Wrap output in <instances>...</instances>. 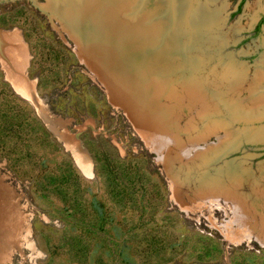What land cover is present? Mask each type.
<instances>
[{
  "label": "rangeland",
  "instance_id": "374dc122",
  "mask_svg": "<svg viewBox=\"0 0 264 264\" xmlns=\"http://www.w3.org/2000/svg\"><path fill=\"white\" fill-rule=\"evenodd\" d=\"M86 1L0 0V28L29 46L27 78L68 122L54 136L0 63V264H264V0L239 13L243 0H110L121 25L152 31L142 65L130 34ZM1 36L11 70L17 50ZM121 41L144 68L174 64L164 146L144 101L111 94L121 69L103 49Z\"/></svg>",
  "mask_w": 264,
  "mask_h": 264
},
{
  "label": "bare ground",
  "instance_id": "6f19581e",
  "mask_svg": "<svg viewBox=\"0 0 264 264\" xmlns=\"http://www.w3.org/2000/svg\"><path fill=\"white\" fill-rule=\"evenodd\" d=\"M113 2H115L114 0H112ZM62 2V1H61ZM111 2L110 0H87L86 1V5L85 8H93V7H105V14L107 15L108 18H110L113 22H115V24L117 23L118 26H120L121 30L125 33H127L128 35L130 34L131 36V41L130 43L134 42L135 43V48L137 45L138 48V52L141 55V65L144 64L145 62L148 61L147 55L149 54L148 51H146V47L150 46V37L152 31H149L148 34L142 31L141 29H129L127 26H123L118 22V9L117 6L115 8V3ZM112 3V5H111ZM114 4V5H113ZM201 4V3H200ZM184 5V3L182 4ZM181 5V6H182ZM194 4H192L193 6ZM204 5L206 6L205 2ZM208 5V4H207ZM186 6V5H185ZM203 6V5H202ZM194 7V6H193ZM190 8V7H189ZM83 9V8H82ZM180 10V8H178ZM177 9V10H178ZM185 9H187L185 7ZM202 9V8H201ZM182 10V9H181ZM193 10V9H192ZM191 10V11H192ZM183 11V10H182ZM186 11V10H185ZM184 11V12H185ZM206 11V10H205ZM189 13V12H188ZM188 15V14H187ZM190 15V14H189ZM196 15V14H195ZM204 15V14H203ZM184 16V15H183ZM197 16V15H196ZM80 17V16H79ZM106 17V16H105ZM181 17V16H179ZM189 17V16H188ZM201 17V16H200ZM184 18V17H183ZM181 18V19H183ZM199 18V17H198ZM128 19V18H127ZM185 20V19H184ZM199 20V19H198ZM182 21V20H181ZM191 21V20H190ZM197 21V20H196ZM183 22V21H182ZM202 22V20H201ZM79 23V22H78ZM95 23H99V25H97L100 28L99 32L105 31L104 30V26L103 24H106L105 21H99L96 20ZM200 24V22H199ZM198 24V25H199ZM102 25V26H101ZM89 26V25H88ZM103 29V30H102ZM135 30L137 32H139V36L135 37L133 35L132 37V33L135 32ZM95 31V30H93ZM151 32V33H150ZM97 34V32H95ZM109 36L113 37L114 39H118L116 36H114L112 31H108ZM85 34V33H84ZM105 34V33H104ZM134 34V33H133ZM107 35V34H106ZM129 36V37H130ZM110 37V38H111ZM151 38H153V36H151ZM121 39V38H120ZM8 40V38H7ZM80 41V40H79ZM125 41V40H124ZM129 41V40H127ZM115 42V41H114ZM100 43V42H99ZM108 43V41H107ZM113 42H109L108 44L112 45ZM131 43V45H132ZM131 45L129 44H124L122 41L118 42L117 45H115V47L117 48H113L110 49L111 51H108L109 48L107 49H103V52L107 55V56H111L110 61H112L113 63H115L120 69L121 71H119V69L115 68L112 72V76H114L113 78H111V83L109 84V88L112 89L111 94L113 92V94H115L116 96L114 97V99L116 97L120 98V102L118 103H122L124 104L123 101L125 102H133V101H144L145 104H147V106L150 109V113L148 114L147 118L145 119L146 124L151 125L154 130L156 129L154 136L152 137L153 143L155 142H160L161 145L164 146L165 142H166V137H168V133L163 129V126L165 124L168 123L166 117L169 114L168 113V107H165L164 105V96H165V89L168 86V82L169 79L168 76V66L170 67V65H174L171 61H163L164 58H155V60L150 59V63H146V68H144V66H140V64L138 63V60L135 56V54L130 50ZM13 46V45H12ZM102 46H104L102 44ZM114 46V43H113ZM101 48V47H100ZM175 47L170 45L169 49H174ZM164 51V49H162ZM102 51V50H101ZM126 51H130V54ZM162 51V52H163ZM174 51V50H173ZM173 51H170V53H172ZM136 52V51H135ZM167 52V51H166ZM104 54V55H105ZM167 54H169L167 52ZM7 56V55H6ZM139 64V65H138ZM152 64V65H151ZM177 64V63H176ZM136 65H138L139 67H136ZM156 68L153 69L152 68ZM110 68V67H109ZM113 69V68H112ZM111 69V70H112ZM129 69L131 71H129ZM111 70L109 69V74L111 72ZM108 71V70H107ZM105 70H104V74H105ZM124 73V74H122ZM105 76V77H109ZM131 76L138 84L135 85L134 82H130L128 78H126L128 75ZM21 75V74H20ZM107 75V73L105 74ZM125 75V76H124ZM127 75V76H126ZM110 78V77H109ZM108 79V78H107ZM106 80V78H105ZM125 80V82H124ZM132 80V79H131ZM19 83V84H17ZM16 85L19 88V90H21L23 93H27L28 92V96L31 97V94L29 93V90L31 89V87L29 86V88L27 87L28 85L22 86V84L20 82H17ZM142 85V86H141ZM153 87V88H152ZM153 92L154 95H150V92ZM27 95H25L27 97ZM170 95V94H169ZM113 97V96H112ZM117 102V100H115ZM114 101V102H115ZM119 101V99H118ZM125 103V104H127ZM128 103V104H129ZM127 104V105H128ZM132 104V103H131ZM126 105V106H127ZM130 106V105H129ZM128 107V106H127ZM129 109V108H128ZM132 109V108H131ZM138 109V108H137ZM172 109V108H171ZM130 111V110H129ZM130 112H133L130 111ZM136 114V110L134 111ZM133 112V113H134ZM135 114V115H136ZM141 114V113H140ZM136 117V116H135ZM143 117V116H142ZM144 118V117H143ZM136 120V119H135ZM141 122V121H140ZM174 124V123H173ZM167 126V125H166ZM165 126V127H166ZM144 127V126H143ZM168 127V126H167ZM159 133V136H156V134ZM166 136V137H165ZM167 139V141H169ZM150 140V139H149ZM216 185V184H215ZM240 212H242L241 207H240ZM238 216H236V222H239V220L241 221V226H244V224L246 223L243 219H241V214H237ZM243 215V214H242ZM241 216V217H240ZM250 224V222H249ZM264 224V223H263ZM251 228V227H250ZM249 235V234H248ZM230 236V235H229ZM259 240L264 242L263 238L258 237Z\"/></svg>",
  "mask_w": 264,
  "mask_h": 264
},
{
  "label": "crops",
  "instance_id": "0c3cea01",
  "mask_svg": "<svg viewBox=\"0 0 264 264\" xmlns=\"http://www.w3.org/2000/svg\"><path fill=\"white\" fill-rule=\"evenodd\" d=\"M0 30L7 32L8 34H11V37H9V36H4V37L1 36V37L3 39V42L7 45V47L8 46L11 47L13 45L12 47L14 48V46H15V48L17 50L16 51V57L14 58V65L10 68L11 70L8 69L9 66H7V69H5L3 62L0 60V63L2 65V70H3L4 75H5L4 77H6L5 80L11 84L13 90L15 91V93L19 97H21L23 100L29 102L33 106V108L36 111V114L43 121L45 126L51 131V133H53L54 136L59 138L55 133L56 130L54 129V127L51 126V124L54 123L56 128L59 127L58 128L59 131L63 132V129L61 128V125L59 123H63L64 126L66 127L68 122L63 120V119L58 118L57 116H55L51 113L49 108L39 98L37 91H36V87L34 85V82L27 78L26 74H27V70L29 67L28 57L30 54L28 44L26 43L24 37L21 35V32L19 31V29L6 30V29L0 28ZM7 38H8V40H7ZM2 45L3 44L0 42V46H2ZM17 53H18V55H17ZM23 74L25 75V78L28 80V82L31 83V86H30L31 89L29 88V86H27L31 90V92L29 91L31 94V97L33 96L32 87H34V89H35V97L37 100V102H36L37 104L33 100L28 99V98H30L28 95L26 98V96H25L26 94H24L21 90H19V88L16 85L17 82H20L22 84V86L26 85V83L22 79ZM17 84H19V83H17Z\"/></svg>",
  "mask_w": 264,
  "mask_h": 264
},
{
  "label": "trees",
  "instance_id": "16d2710c",
  "mask_svg": "<svg viewBox=\"0 0 264 264\" xmlns=\"http://www.w3.org/2000/svg\"><path fill=\"white\" fill-rule=\"evenodd\" d=\"M246 0H243L239 9H238V13L241 11V8H242V5L244 4ZM264 24V18L261 20V22L259 23L258 27H257V32H260L261 31V27L262 25Z\"/></svg>",
  "mask_w": 264,
  "mask_h": 264
},
{
  "label": "flooded vegetation",
  "instance_id": "af4514ba",
  "mask_svg": "<svg viewBox=\"0 0 264 264\" xmlns=\"http://www.w3.org/2000/svg\"><path fill=\"white\" fill-rule=\"evenodd\" d=\"M262 19H263V18H262ZM262 19H261V20H262Z\"/></svg>",
  "mask_w": 264,
  "mask_h": 264
}]
</instances>
